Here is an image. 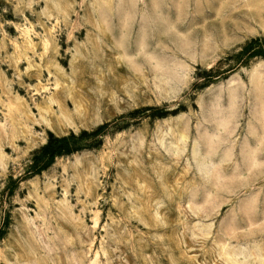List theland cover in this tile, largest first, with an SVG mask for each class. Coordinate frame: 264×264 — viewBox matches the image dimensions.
<instances>
[{
    "label": "rangeland",
    "instance_id": "1",
    "mask_svg": "<svg viewBox=\"0 0 264 264\" xmlns=\"http://www.w3.org/2000/svg\"><path fill=\"white\" fill-rule=\"evenodd\" d=\"M225 2L0 0V264H264V0Z\"/></svg>",
    "mask_w": 264,
    "mask_h": 264
},
{
    "label": "trees",
    "instance_id": "2",
    "mask_svg": "<svg viewBox=\"0 0 264 264\" xmlns=\"http://www.w3.org/2000/svg\"><path fill=\"white\" fill-rule=\"evenodd\" d=\"M264 40H252L248 42L241 50L236 54L235 58L239 62V67L246 66L254 59L264 58ZM78 151L74 142L66 137L57 139L53 138L37 152L31 161L30 169L31 173L29 178L41 174L47 170L55 161L56 158L70 155L73 152ZM22 179L15 180V184L19 185Z\"/></svg>",
    "mask_w": 264,
    "mask_h": 264
},
{
    "label": "bare ground",
    "instance_id": "3",
    "mask_svg": "<svg viewBox=\"0 0 264 264\" xmlns=\"http://www.w3.org/2000/svg\"><path fill=\"white\" fill-rule=\"evenodd\" d=\"M243 2V1H242ZM241 3V2H240ZM214 5V4H213ZM220 6V5H219ZM224 6L226 8H228L229 11L233 12L232 10L234 9H237L240 7L239 5V0H226V2L224 3ZM250 7L251 8H255L256 6L254 5V3H250ZM242 8V7H241ZM225 9V8H223ZM243 9V8H242ZM238 10V9H237ZM225 11V10H224ZM223 11V12H224ZM230 15V14H229ZM245 15L249 16L250 15V18L252 17H260L262 14L259 12V10L257 9V11H251V12H248V13H245ZM231 16V15H230ZM221 18V17H220ZM17 112H18V115H23V112L20 110V108L18 109L17 108ZM14 113H11V119H12V123L14 124L17 123V121L15 120V116H13ZM21 118H24V116H21ZM1 135V134H0Z\"/></svg>",
    "mask_w": 264,
    "mask_h": 264
}]
</instances>
